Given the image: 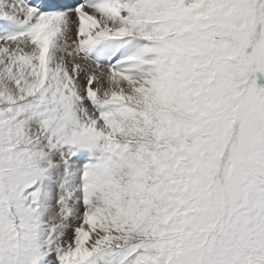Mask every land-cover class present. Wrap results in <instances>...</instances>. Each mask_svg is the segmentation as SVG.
Segmentation results:
<instances>
[{"label": "snow or ice", "instance_id": "1", "mask_svg": "<svg viewBox=\"0 0 264 264\" xmlns=\"http://www.w3.org/2000/svg\"><path fill=\"white\" fill-rule=\"evenodd\" d=\"M0 264H264V0H0Z\"/></svg>", "mask_w": 264, "mask_h": 264}]
</instances>
